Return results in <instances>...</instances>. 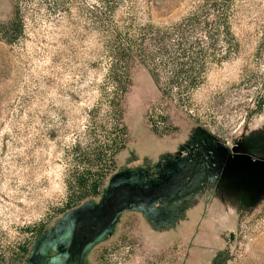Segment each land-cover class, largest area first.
Segmentation results:
<instances>
[{"label": "rangeland", "instance_id": "obj_1", "mask_svg": "<svg viewBox=\"0 0 264 264\" xmlns=\"http://www.w3.org/2000/svg\"><path fill=\"white\" fill-rule=\"evenodd\" d=\"M204 2L0 0V264L23 245L15 264H264V0L211 7L223 58L207 61L188 104L164 97L125 49L145 41L146 25L168 27ZM113 67L130 79L123 126ZM149 116L169 134H155ZM199 137L229 157L222 184L223 168L188 162L187 141ZM113 142L124 148L101 194L60 213L84 152Z\"/></svg>", "mask_w": 264, "mask_h": 264}, {"label": "trees", "instance_id": "obj_2", "mask_svg": "<svg viewBox=\"0 0 264 264\" xmlns=\"http://www.w3.org/2000/svg\"><path fill=\"white\" fill-rule=\"evenodd\" d=\"M216 3L217 0H205L194 12L168 27L146 25L145 41L143 37L138 38L125 47L128 52L145 63L163 96L174 100L178 105L189 103L191 93L203 79L207 61L223 58L222 50L216 47L219 39H214L213 33L209 30L210 22L207 18L209 10ZM116 57L118 58V55ZM109 77L115 89L111 100L112 117L116 126H123L120 103L122 95L126 93L130 85V79L128 75L114 67ZM161 118L165 119L164 116ZM148 120L155 134L159 136L169 134L168 131L159 130L157 121H154L151 116ZM123 148L118 146L117 142H113L109 148L101 145L93 147L89 152H84L83 164L87 166L85 168L83 166V170L75 173L69 181L71 192L60 213L101 194L105 179L115 169L114 157ZM95 163L102 168L92 172L91 167ZM43 230L44 226H39L35 235ZM18 249L21 252L14 254L15 257L11 259L10 264L21 261V258L28 254L27 245L20 246Z\"/></svg>", "mask_w": 264, "mask_h": 264}, {"label": "crops", "instance_id": "obj_3", "mask_svg": "<svg viewBox=\"0 0 264 264\" xmlns=\"http://www.w3.org/2000/svg\"><path fill=\"white\" fill-rule=\"evenodd\" d=\"M210 139H211L210 141L212 143V139L213 138L211 137ZM207 142H209V141L207 139H206V141H203L202 137L195 138V139H189L187 141V143H188L187 144L188 151H186V153L188 155V157H187L188 158V162L189 161L190 162L193 161L194 163H192V164L195 165V163H197L199 161L201 163V165L205 168L206 172L212 171L213 168H215V167L218 168V169L219 168H221V169L223 168V170H225V168L223 167V163L224 164H227V163L229 164V161H230L229 157H221V159H218L215 156V154L213 156L212 152L210 151L211 149L215 150L216 153H221V152L219 150L217 151V149L215 148L213 143L211 145H209ZM242 146L244 147V145H242ZM182 155H184V154L182 153ZM196 157H200L199 160L196 161L195 160ZM252 157H247L246 161L247 160H251ZM232 158L234 159L233 156H232ZM260 160H262V159H260ZM236 161H238V160H236ZM255 162L259 165V167L261 169L264 170V164H262L261 161L255 160ZM251 164H253V163H251ZM229 167H230V164H229ZM229 172H230L229 168H227L225 171L219 172L218 173V175H219V177H218V181L219 182L218 183L222 184V180H225V179L227 180ZM233 174L235 176L234 182L237 181V180H245L247 183H249V181L251 179V175L250 174L246 175L244 172H239L238 170H235V169H233ZM197 175H198L197 171L193 172L190 175V177L186 179V183L187 182H191L192 180H194L197 177ZM177 186L178 185L176 184V186H174V189H177ZM232 186H233V184L231 185L230 188H232ZM169 192H170V190L166 191L164 194H168ZM244 192H245V194H247V192H249V189H244L243 190V194H244ZM243 216H241L240 219L235 220L232 223V225H226L224 228L229 230L230 229L229 227L235 226V224H234L235 222L236 223H238V222L240 223L245 218V216L244 217ZM224 228H223V230H224ZM222 234H224V233L222 232Z\"/></svg>", "mask_w": 264, "mask_h": 264}, {"label": "water", "instance_id": "obj_4", "mask_svg": "<svg viewBox=\"0 0 264 264\" xmlns=\"http://www.w3.org/2000/svg\"><path fill=\"white\" fill-rule=\"evenodd\" d=\"M233 151H234V152H238V149H236V150L234 149ZM243 161H246V160H238V161H236V162H243Z\"/></svg>", "mask_w": 264, "mask_h": 264}, {"label": "flooded vegetation", "instance_id": "obj_5", "mask_svg": "<svg viewBox=\"0 0 264 264\" xmlns=\"http://www.w3.org/2000/svg\"><path fill=\"white\" fill-rule=\"evenodd\" d=\"M217 258V257H216ZM210 264H212V263H210Z\"/></svg>", "mask_w": 264, "mask_h": 264}]
</instances>
